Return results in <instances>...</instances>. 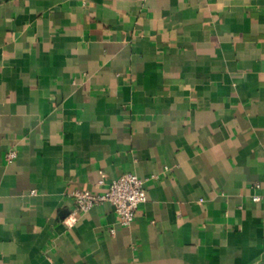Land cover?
<instances>
[{
	"label": "crops",
	"instance_id": "obj_1",
	"mask_svg": "<svg viewBox=\"0 0 264 264\" xmlns=\"http://www.w3.org/2000/svg\"><path fill=\"white\" fill-rule=\"evenodd\" d=\"M129 171L131 225L69 218ZM254 194L264 0H0V264H264Z\"/></svg>",
	"mask_w": 264,
	"mask_h": 264
},
{
	"label": "built area",
	"instance_id": "obj_2",
	"mask_svg": "<svg viewBox=\"0 0 264 264\" xmlns=\"http://www.w3.org/2000/svg\"><path fill=\"white\" fill-rule=\"evenodd\" d=\"M18 156V151L12 148L6 153V160L13 162ZM146 178L134 172H124L107 183L103 191H92L89 189H75L71 195L75 201V207L69 215L72 221L76 220L83 213L88 212L93 207L105 203L114 206L120 223L131 225L136 218L139 206L147 201ZM100 184H105L103 180ZM262 183L257 182L256 187ZM253 199L260 201L264 199V194H254Z\"/></svg>",
	"mask_w": 264,
	"mask_h": 264
}]
</instances>
